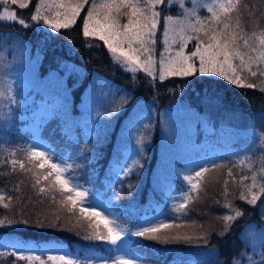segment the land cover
<instances>
[{
	"label": "trees",
	"instance_id": "16d2710c",
	"mask_svg": "<svg viewBox=\"0 0 264 264\" xmlns=\"http://www.w3.org/2000/svg\"><path fill=\"white\" fill-rule=\"evenodd\" d=\"M94 1L97 0L85 1L76 20L67 29L61 28L51 34L38 31L40 24L39 26L35 24L36 28L31 26L24 29L19 23L0 22V47L7 45L12 39L21 42L23 44L21 46L27 47L30 53L38 54V70L42 74L56 71L64 75L66 69L61 67L62 64L75 65L77 71L65 79L72 97L73 112L79 111V104L84 92L89 88L93 75H99L108 80L117 93H125L127 103L122 111L124 113L119 114L113 126L107 128L103 137L100 134L85 136L81 126L75 127V134L66 133L68 135L63 136L58 119L51 123L54 127L50 124L43 128V133L47 135L45 138L43 134V137L49 142L48 149L52 155L46 158L48 163L57 162L58 157L64 158L71 165L69 173L74 175L83 187H86L89 198H93L96 193H102L106 198L111 199L112 207L118 215L117 221L131 228L143 217L155 215L159 210H163L167 213L166 221L173 227L161 229V236L187 235L195 240L196 237L209 235L208 244L181 241L164 243L163 239L152 240L139 237L140 241L133 240L132 244L133 250L141 255L138 264H231L232 260L239 258V254L247 253L249 250L242 236L249 222L254 226L253 228H260L255 227L261 220L258 211L260 203L258 201L257 205H249L247 199L251 198L249 187L253 176L256 179L260 178V175H256L255 172L259 165L254 168L251 164H256L260 160L264 165V143L257 142L256 147L252 142L247 149L244 147L247 152L244 154L245 157L256 159L248 169L238 160V157L243 156L240 154L242 150L237 148V153L236 151L234 153L221 148L217 149L215 144L218 145L220 141H207L204 134L207 128L197 119L198 126L192 135L194 138L192 143L188 141L186 148L192 149L193 144H197L202 151L198 150L193 156H188L189 160L186 163L180 160L184 157L176 155L170 170L176 164L186 168L195 160L212 161L215 167L211 163L205 165L209 169L208 172L200 177L198 190L195 194H191L185 210L181 212L175 211V208L167 202V192L157 188L153 183L155 179L158 181L156 174H159L156 170L158 167L155 166L160 148V136L157 129L151 130V133L148 132L144 137L147 145L141 167L136 170L137 172L115 182L108 176L112 174L114 163H119L121 160L122 153L117 150L121 147L118 135L121 131L122 119L132 109V104L143 101L148 105L147 107L157 112L171 110V108L172 110L189 108L197 113L206 114L203 108L200 110L194 108V104L200 101V96H205L217 98L219 102L222 100V104L227 107H229L228 104H232L247 112H261L264 110V88L260 84H253L254 87L248 88L247 84L241 86L238 83H230L223 77L200 74L187 78L173 76L157 82L149 81V78L142 76V73H136L132 77L113 63L103 42L90 36H83L84 18L87 9ZM235 2L236 6L229 12L232 16L228 14L227 19L236 21L243 30L248 32L258 29L264 31V0H235ZM37 3L38 0H31V6L28 8L13 7L18 12V18H23L26 23H29ZM177 11L175 6L169 7L170 13L175 14ZM209 15L210 13L206 17ZM92 42L99 44L90 46ZM215 88L220 90L224 98L214 91ZM209 118L213 121L212 116ZM221 124L235 126L229 125V119ZM256 137L260 141L261 137H264V131ZM256 137L251 138L252 141ZM31 138V132L28 130L17 131L4 126L0 131V220L13 222L26 220L30 225H36L39 222L44 226L26 227L23 224L5 223L4 227H0V231L16 233L23 238L24 242L35 245V250L40 252L41 259L21 260L18 258L19 254L10 250L0 252V264H42L40 260L43 264H54L43 253V246L48 241L66 245L68 251L77 256L74 259H91L88 257L94 256L98 250L112 255L113 251L108 248L105 241L84 239L93 230L106 231L105 225L96 217L82 215L79 203L75 206L67 203L65 198L69 193L65 190L64 196H61L59 186L53 187L54 179L48 181L44 179L48 171L47 164L42 169L38 166L41 162L29 155L28 145ZM147 168L151 170L150 173ZM191 172L189 171L188 175ZM185 177L176 176L173 183L179 186L178 188L183 187ZM37 178L40 180L39 183ZM162 182L160 180V183ZM262 184H264V177ZM260 185L256 187V190ZM241 194H244L247 199L241 200ZM149 196H152L150 203ZM132 200H135L134 205ZM228 203L245 214L231 228L227 239L220 240L216 236L217 232L223 231L224 222L220 217L225 214L234 215V212L224 207ZM54 223L59 226L52 227ZM97 224H99L98 229ZM202 251H206V254ZM244 261L243 259L240 263Z\"/></svg>",
	"mask_w": 264,
	"mask_h": 264
},
{
	"label": "rangeland",
	"instance_id": "374dc122",
	"mask_svg": "<svg viewBox=\"0 0 264 264\" xmlns=\"http://www.w3.org/2000/svg\"><path fill=\"white\" fill-rule=\"evenodd\" d=\"M86 0H44V7L42 8L43 15H46L50 22L53 23H62L64 20L63 13L65 12L68 5L76 3H85ZM41 0H38L40 3ZM97 5H101L106 2V0H97L94 1ZM213 0H197L195 6V12L198 17L204 22L205 27L208 25L214 24L210 19L205 20L207 12V5L212 3ZM63 4L64 7H57L58 4ZM51 4L52 7L48 8L47 5ZM92 4L89 6V8ZM160 6L157 5V11H160ZM175 6L178 11L175 14L169 12V7ZM9 10H15V8L10 4ZM165 11L163 15H170L174 18H181L184 20L194 19L190 17L186 9H193L194 4L193 0H185L184 7L181 8L179 0H173L172 5L165 4L162 6ZM202 8H205L203 11ZM3 9L1 8L0 11ZM105 10L98 8V12L103 13ZM128 11L127 9H121V12ZM205 11V12H204ZM88 12V9H87ZM115 15V12L112 13ZM232 16L231 13H228ZM87 16V13H86ZM211 14L208 16L210 17ZM123 20H122V19ZM95 19L103 20V15L95 17ZM119 21L121 24L127 23V16L120 15ZM235 30L241 31L243 34L248 36H257L260 37L261 33H264L263 29H258L257 31H245L243 28L236 22L229 21ZM71 22L69 25H71ZM172 21H169V24H172ZM28 24L35 27L37 22H29ZM41 27H38V31L46 32L47 34L55 33L52 29H49L43 23H40ZM90 30L93 28V24H89ZM163 20L160 22L159 29L157 31L158 42L156 45V50L154 51V59L159 61V53L165 51V45L163 44ZM203 36V31L201 32ZM91 38L99 39L98 36H90ZM205 39H207L205 37ZM5 41V40H3ZM102 42V41H101ZM100 42V43H101ZM5 44V42H3ZM8 43V41H6ZM258 43V41H257ZM99 44L98 42H92L90 46H95ZM195 41L189 42V47L193 48ZM21 42L16 40H11L7 45H1L0 47V92L5 93L4 96H0V131L4 126L9 128L20 130H28L31 132L32 138L30 145H28L29 152L33 150V145L36 146V151H42L46 153V158L52 156L50 154V149H48L49 142L44 139L43 134L46 138V134L43 133V128L47 125L50 126L55 119L59 120L60 130L62 131L63 136L75 134L74 129L77 126H81L84 129L85 136L93 135L96 136L100 134L102 137L105 135L107 128L113 126L119 114L124 110V107L127 103L125 101V93H117L116 89L109 83L108 80L100 77L99 75H93L89 88L83 94L82 101L79 104V111H72V97L70 89L66 84V81H63V90L67 93V117H64L62 113L65 111L64 100L58 95L59 89L56 83L53 81V76L63 77V74H60L56 71H48L46 73H41L39 68V56L38 54L30 53L27 47L21 46ZM242 45V42H241ZM98 47V46H97ZM106 47V46H105ZM127 46L125 45V48ZM107 48V47H106ZM175 50V46H173ZM108 50V49H107ZM187 51V49H186ZM109 52V50H108ZM118 54V53H117ZM110 58L116 66H119L123 71L128 72L134 77L136 73H142V76H147L149 81L157 82L162 81L159 79V74L155 79L147 75L143 70H137L135 72L128 71L129 67L126 64L120 63L115 60L112 53L109 52ZM141 59L147 60V54L141 53ZM238 63V61H237ZM132 67H137L133 65ZM253 71H257V76H251V72L245 70L240 73L242 80L238 84H260L264 88V75H260L261 71H264V65H258L253 63L251 65ZM173 77L169 73L165 72V78ZM11 92V95L15 98V103L8 106V97L7 93ZM216 93H220L218 88H215ZM222 95V94H221ZM224 98V95H222ZM221 99V98H220ZM217 98L200 96V101L194 104V108L200 110L203 108L205 113H197L196 111L189 108H179L172 110L156 111L153 108L147 107L146 103L143 101H138L135 104H132V109L129 110L128 114L123 117L121 122V131L118 135L119 143L121 147L117 150H120L122 153L120 156V162L114 163L113 170L110 174L113 182L119 179H124L126 176H130L132 173L137 172L141 167V161L144 157V149L147 145L144 137L151 133V130H159L160 136V148L158 162L155 164L158 167L156 170L159 174L157 179L153 180V183L159 189H164L167 192V202L175 208H178L179 204L184 203L186 199L187 202L191 197V194H195L199 188L200 178H195L194 172H191L188 175L189 171H185V166H180L176 164L173 166V161L177 156L184 157L180 160L185 161L189 160L188 156L191 157L195 154L196 151H202L197 144H193L192 149H187L186 146L188 141L192 143L193 134L195 133L198 121H201V125L204 126L206 131L207 141L212 140L220 141L218 145L215 146L217 149H222L227 152H234L237 148L242 150L240 154H243L242 157H238V160L243 163L248 169L251 167L250 164L255 161L252 157H245L246 149L248 145L256 146L258 143H264V137L259 141L256 137L258 134H263L264 131V110L261 112H247L241 107L228 104L229 107L224 106ZM119 109L118 111H115ZM57 113L56 115L54 114ZM111 113V115H109ZM124 113V112H122ZM209 116H212L213 121L210 120ZM5 117H8L5 119ZM229 119V125L233 124L235 126H228L227 124H221L227 122ZM226 120V121H225ZM52 127L53 124H51ZM5 130V129H4ZM51 131V130H50ZM66 131V132H65ZM47 133V132H46ZM50 134V133H49ZM203 134V136H204ZM256 137L253 141L251 138ZM203 138V137H202ZM249 139V140H247ZM196 140V139H195ZM247 142L245 143V141ZM244 143V144H243ZM191 145V144H190ZM189 146V145H188ZM209 146V145H208ZM246 149H245V148ZM253 147V146H252ZM257 147V146H256ZM178 148V152H177ZM157 150V152H158ZM119 152V153H120ZM237 153V151H236ZM177 155V156H176ZM247 155V154H246ZM115 157V156H114ZM57 163L61 168V178L68 181V187L73 188L76 191L84 193V196L81 198L75 197V192H72L74 199L79 200V205L82 207L89 199L92 202L100 205L99 208L95 210L100 212V215L97 216V220L105 225V220L111 221L115 219L116 223L121 226V229L127 228L128 231L122 235L121 241H118L120 247V253H116L113 249L115 246L108 245V248H112V255L105 254L101 251H97L94 256L88 257L91 258L92 264L96 262H106L107 264H115V261L118 257L132 261V264H138L140 259V254H138L132 248L133 240L140 241L139 237L133 236L131 233L138 230L137 226H152L144 224L146 218L157 217L155 223L163 222L168 224L165 216L160 215L163 210L155 215L145 216L142 220L136 223L133 228L117 221L118 215L117 212L113 209V203L111 199L106 198L102 193L94 194L93 198H89L86 187H83L78 179L70 174V163H67L66 160L62 157L57 158ZM259 160L256 164H251L254 168L256 165H259L255 172L256 175H260V178L256 179V187L262 184V178L264 177V165ZM256 166V167H255ZM124 169H128V173L125 174ZM148 173H150V169ZM198 170V169H197ZM192 176L193 182L197 184L196 189H191L190 184L187 180L184 181V186L178 188L176 184L173 183V179L176 176ZM160 180L163 181L160 183ZM253 184V179L251 185ZM183 188V189H181ZM259 187L257 188V194ZM150 195H152L150 193ZM174 197V198H173ZM136 200V199H135ZM135 200L132 205H134ZM152 200V196H149V203ZM187 204V203H186ZM185 204V206H186ZM185 210V208L183 209ZM182 210H180L181 212ZM171 222V221H170ZM5 225H0L4 227ZM111 226L110 224L108 225ZM3 229V228H2ZM261 233H264V228H253L249 227L243 230L242 236L248 245V252L244 254V262L240 264H250L249 257L255 262V264H260L261 253L264 252V248L261 245ZM106 244V242H105ZM101 246L100 244H97ZM43 253L47 256H60L67 254L68 259H74V254L68 251V248L64 244H58L54 241H48L44 244ZM12 250L16 254H22L24 256L39 257L40 252L35 250V245L24 242L23 238L16 233H9L6 230L0 231V252H6ZM203 254H206V251H202ZM49 260V259H48ZM51 263L59 264L60 262L49 260ZM40 262H43L40 260Z\"/></svg>",
	"mask_w": 264,
	"mask_h": 264
},
{
	"label": "snow or ice",
	"instance_id": "6c2138e0",
	"mask_svg": "<svg viewBox=\"0 0 264 264\" xmlns=\"http://www.w3.org/2000/svg\"><path fill=\"white\" fill-rule=\"evenodd\" d=\"M173 0H106L105 3L97 5L95 2L88 9L87 16L84 18L83 24V36H98L99 40L103 42V46H106L110 53L113 54L116 61L126 64L129 67L128 71L135 72L137 70H143L148 76L155 79L157 72L159 79L165 78V72L171 76L190 77L197 74L210 75L216 77H223L224 80L230 83L236 84L241 82V74L245 70L251 72V76L256 77L257 71L251 69L253 63L258 65H264V33H261L260 37L255 35L248 36L241 31L235 30V28L227 22L228 13L236 6L235 0H213L212 3L207 5V12L211 14L210 17H205V20H211L215 25H208L205 27L204 22L196 15L195 6L197 0H193V9H186L188 15L194 19L184 20L179 17L174 18L170 15H163L165 9L161 7L160 11L155 10L157 5H172ZM181 8L184 7L185 0H179ZM18 7L19 9H25L31 6V0H0V22L7 21L13 24L19 23L24 29H28L32 25L26 23L25 19L18 18V12L16 10H9V5ZM44 0L35 5L34 14L30 16V20L37 22V26L40 23L46 25L53 31H58L61 28L67 29L71 22H74L84 6L83 3H76L68 5L63 13L64 20L62 23L50 22L46 15H43L42 8L44 7ZM48 8L52 7L51 4L47 5ZM57 7H64V5L58 4ZM98 8H102L105 11L103 13L98 12ZM121 9H127L128 11L121 12ZM115 12V15L112 13ZM103 15V20L95 19V17ZM120 15L127 16V23L121 24L119 21ZM163 20V44L165 45V51L159 53V61L157 67V61L154 59V51L158 42L157 31L160 26V22ZM172 21V24H169ZM93 24V28L90 30L89 24ZM203 31V36L201 32ZM205 37L207 39H205ZM195 41L194 47H189V42ZM258 41V43H257ZM242 42V45H241ZM125 45L127 46L125 48ZM175 46V50L173 49ZM187 49V51H186ZM118 53V54H117ZM141 53L147 54V60L141 59ZM238 61V63H237ZM133 65L137 67H132ZM66 69L63 77L53 76V81L56 83L59 92L58 95L64 100L65 111L62 113L64 117H67L66 110L67 93L63 90V81L76 72L75 65H68L64 63L61 65ZM260 75H264V71L260 72ZM241 86H244L241 84ZM248 88L254 87L252 83L246 85ZM5 93L0 92V96H4ZM8 106L15 103V98L9 91L7 93ZM212 99L211 97L209 98ZM116 109L115 111H118ZM56 115L57 113L54 112ZM111 115V113H109ZM8 117H5L7 119ZM33 150L29 155L33 158H37L40 168H44L47 164V174L44 176L46 181L53 180V187L59 186L61 190V196H64L65 190L69 193L66 196V202L75 206L78 202L71 195L75 192V197L81 198L84 193L76 191L73 188L68 187V181L61 178V168L57 163H48L46 159V153L42 151H36V146L33 145ZM211 163L215 167V163L207 160H195L190 165L186 166L185 171L194 172L195 178H200L204 173L208 172V167L205 165ZM198 169V170H197ZM125 174L128 173V169H124ZM188 184L191 189H196L197 184L193 182L192 176H186ZM256 177L253 176V184L249 187L250 199H247L244 194H241L240 199H247V204L257 205L260 203L259 216L261 217L260 223L255 227L264 228V184H261L257 194L256 190ZM40 180L37 178V183ZM131 187V186H130ZM43 191V190H42ZM11 198V197H10ZM174 198V197H173ZM187 200L184 203L179 204L176 211L183 210ZM7 207V205H5ZM100 205L94 203L89 199L84 206L80 208L82 215H87L90 218H95L100 215V212L96 211ZM225 208L230 209L232 214H225L220 219L223 220V231L217 232L216 236L220 240H226L228 234L231 232V228L238 223L244 216V212L235 208L231 203L225 204ZM162 216H166L167 213L162 211ZM157 217L146 218L144 224L152 225L148 227L137 226L138 230L131 234L136 237H146L152 240L163 239L164 243L181 241L183 243H204L208 244L209 235H202L196 237L195 240L191 236H161V229H167L173 227L172 225L159 222L155 223ZM19 225L23 224L26 227H43V223H37L36 225H30L26 220L18 221H4L0 220V225ZM111 225L110 227L108 225ZM58 224H53L52 227H58ZM249 229H253L254 226L251 222L248 224ZM99 228V224L96 225ZM105 230L96 231L93 230L90 234L86 235L84 239L92 241H105L108 245L115 246L114 251L120 253V247L118 241H121V237L128 229H121L115 219L108 221L105 220ZM261 247L264 248V233H261ZM260 264H264V252L261 254ZM19 259H39V257H32L20 254ZM49 260L59 261L60 264H92L91 259H68L67 254L60 256H49ZM244 254H239V258L232 260L231 264H240L243 261ZM250 264H255L248 258ZM43 264V262H42ZM115 264H132V261L118 257Z\"/></svg>",
	"mask_w": 264,
	"mask_h": 264
}]
</instances>
